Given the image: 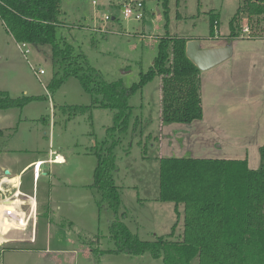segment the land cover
<instances>
[{"label": "rangeland", "instance_id": "374dc122", "mask_svg": "<svg viewBox=\"0 0 264 264\" xmlns=\"http://www.w3.org/2000/svg\"><path fill=\"white\" fill-rule=\"evenodd\" d=\"M93 1L61 0L62 24L58 35L72 43L76 51H83L105 80L122 79L126 86L137 82L140 73L152 66L161 37L167 33H193L205 40L201 35L210 34L209 11L215 4L220 12L219 32L228 33L230 21L243 2L180 0L178 6L177 0H171L167 19L159 0H137L145 3L146 10L145 17L137 20L125 18L121 12L123 4L131 0H95L96 4ZM178 12L182 19L176 17ZM105 15L115 19L107 20ZM240 16L238 28L242 30L247 26L248 16L246 12ZM27 48L30 53L25 56L0 19V91H7L15 98L43 97L24 107L0 110V129L4 132L0 135V150L16 151L21 158L34 160L53 158L57 153L64 161L44 162L34 188L33 167L22 178L23 190L39 201V225L36 224L33 237L31 227L28 237L7 236L12 240L0 243V264H164L162 258L150 253L105 252L116 248L110 232L115 217L108 206L99 209L101 195L93 181L98 161L96 144L101 145L107 138L114 111L93 107L85 113L64 112V107L89 105L92 96L74 76H68L58 88L52 89L55 75L58 78L64 74L61 59L58 57L61 64L56 66L49 44L28 43ZM40 69L45 73L38 76L36 70ZM48 92L52 95L53 114ZM241 95L247 97L244 105L238 107L242 116L233 118L232 126L226 128L231 135L236 132L249 139L258 137L262 146L263 105L247 91ZM162 97V76L131 97V124L138 117L139 127L134 133L130 130L116 134L120 141L114 148L117 163L114 177L122 198L120 218L143 240L157 236L178 240L184 228V205L178 207L179 218L174 202L159 199V157L168 155L161 148L165 132L169 130L174 135L178 129L173 138L165 135V141L173 140L172 147L176 148L177 136H183L182 127L188 124L161 120ZM203 99L207 106L206 96ZM174 155L186 157L179 151ZM259 159L260 163L252 162L254 169L263 165L261 154ZM177 221L174 236L170 238Z\"/></svg>", "mask_w": 264, "mask_h": 264}, {"label": "trees", "instance_id": "16d2710c", "mask_svg": "<svg viewBox=\"0 0 264 264\" xmlns=\"http://www.w3.org/2000/svg\"><path fill=\"white\" fill-rule=\"evenodd\" d=\"M159 1L168 19L171 0ZM241 12L247 13L250 34L264 36V0H243L230 21L231 37L239 35L235 23ZM61 14V0H0V19L14 39L18 43L49 44L56 66L62 63L64 74L58 78L55 75L51 88L55 90L68 76H74L92 96L89 105L64 107V112L85 113L93 107L114 111L107 138L101 145L96 144L98 161L93 181L101 195L99 209L108 206L115 217L110 232L116 248L105 252L150 253L162 258L164 264H194L195 261L197 264H264V145L260 147L263 165L258 169L250 167L246 158H160L159 199L174 202L179 218L178 207L184 205L181 239L157 236L143 240L120 218L122 198L114 177L117 168L114 148L120 141L116 134L130 130L134 133L139 127L138 117L131 124V97L157 76H162L163 122L188 124L204 115L200 69L187 56L188 39L161 37L152 66L140 73L137 82L126 86L122 79L105 80L83 51H76L72 43L58 35ZM209 23L213 36L219 26V16L210 13ZM41 98H15L7 91H0V110L24 107ZM177 225L178 221L170 238Z\"/></svg>", "mask_w": 264, "mask_h": 264}, {"label": "crops", "instance_id": "0c3cea01", "mask_svg": "<svg viewBox=\"0 0 264 264\" xmlns=\"http://www.w3.org/2000/svg\"><path fill=\"white\" fill-rule=\"evenodd\" d=\"M177 4L178 6L180 5V0H177ZM210 13L219 16L220 25L218 4H215L210 9L209 17ZM240 14H244V12ZM240 14L235 23L237 25L236 32L239 35L233 37L230 36L232 31L231 26L230 31L225 34L219 32L218 26L213 36L211 35L210 29L209 35H201L205 36V40L199 39L198 35L193 33L189 35H173L167 33L165 35L184 37L188 41L199 39L200 48L228 49L229 55L218 65L208 70H200L204 115L201 119H196L188 123L186 128L182 127L183 131H181L184 134L183 136L181 134L177 136L178 145L176 148L172 147L174 141L170 137L169 140L171 141H165V135L173 138L178 129L174 131V135L169 134L171 132L167 130L161 139L163 154L172 156V154L179 151L182 155L194 157L246 158L252 168L254 167L252 162L254 164L257 162L260 163V154H258L261 147L260 138L254 137V139H249L240 133L236 134V132H233L231 135L226 128L232 126L230 122L233 118L239 119L242 116V113L238 111V107L244 105L247 97H242L241 93L247 91L253 100L258 102L260 106L263 105L262 109H264V36H252L249 25L247 31L245 30L246 27L239 30V21H241ZM176 17L182 19L183 15L178 12ZM205 96L208 101L207 106L205 105L206 101L203 99ZM163 131L164 126L162 127ZM3 133V130L0 129V135ZM161 157L163 156L159 158ZM38 162L41 163L39 169H41L44 162L57 163L51 157L49 159L39 158L34 160L30 157L21 158L16 151L8 149L0 150V202L7 207L11 206L10 203H17L27 223L25 228H11L5 236L15 235L18 237H28L27 232L31 227V236L33 237L35 226L36 224L39 225V201L34 195H29L23 190L22 182L24 175L33 167L34 188V184L40 180V171L37 170L36 174L35 169ZM9 216L10 218L13 217L11 211L9 212ZM14 216L15 218L17 217L16 215ZM33 241L34 239L30 240V242Z\"/></svg>", "mask_w": 264, "mask_h": 264}, {"label": "water", "instance_id": "95a60500", "mask_svg": "<svg viewBox=\"0 0 264 264\" xmlns=\"http://www.w3.org/2000/svg\"><path fill=\"white\" fill-rule=\"evenodd\" d=\"M187 56L200 70H208L223 62L229 55L228 49H203L200 40L192 39L187 42ZM8 172V171H7Z\"/></svg>", "mask_w": 264, "mask_h": 264}, {"label": "built area", "instance_id": "2783aa9c", "mask_svg": "<svg viewBox=\"0 0 264 264\" xmlns=\"http://www.w3.org/2000/svg\"><path fill=\"white\" fill-rule=\"evenodd\" d=\"M93 3L96 4L97 2L94 0ZM121 12H122L123 17H125V18H135L137 20H142L145 17V13H146L144 2L137 1V0H131V1L125 2L123 4V6L121 7ZM105 19L110 20V19H115V17L105 15ZM246 24H247V26H246L245 30L247 31L249 29L248 28V22ZM99 30H101V29H99ZM18 44H19V47L22 49L23 54L25 56H27L30 53V50L27 48L28 42H21V43L19 42ZM36 73L39 76L41 74H44L45 71L43 69H40V70H36ZM48 96H49V99L51 102V108H52V114H53L54 107L52 104V95L50 92H48ZM59 157H60V155L55 153L52 160L54 162H59V163L63 162L64 159L60 160ZM40 165H41V163L38 162L36 167H35L36 174H37V170H39Z\"/></svg>", "mask_w": 264, "mask_h": 264}, {"label": "bare ground", "instance_id": "6f19581e", "mask_svg": "<svg viewBox=\"0 0 264 264\" xmlns=\"http://www.w3.org/2000/svg\"><path fill=\"white\" fill-rule=\"evenodd\" d=\"M60 160L63 158L60 156ZM10 207H7L3 205L2 202H0V243L10 241L12 239L5 236L9 232L11 228L16 229V227L25 228L27 225L26 220H24V217L22 216V213L18 207L17 203H10ZM17 207V208H16ZM10 208V210H8ZM12 212L13 217L10 218L9 212ZM16 215L17 217L15 218ZM19 216V218H18ZM14 218V219H13Z\"/></svg>", "mask_w": 264, "mask_h": 264}]
</instances>
